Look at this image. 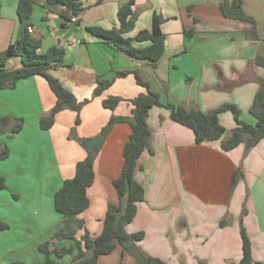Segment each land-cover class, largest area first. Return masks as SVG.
I'll list each match as a JSON object with an SVG mask.
<instances>
[{
	"label": "crops",
	"instance_id": "obj_1",
	"mask_svg": "<svg viewBox=\"0 0 264 264\" xmlns=\"http://www.w3.org/2000/svg\"><path fill=\"white\" fill-rule=\"evenodd\" d=\"M19 1L0 0V52L27 35L40 42L41 53L53 47L64 49L63 62L54 65L51 74L79 101L91 99L77 127L84 141L102 136L112 117H130V101L146 92L134 73L116 77L125 71H137L160 94L163 105L183 104L208 113L232 104L244 122L256 124L250 112L260 88L257 80L264 79V68L255 62L258 56L264 57V0H244L243 5L256 22L258 41L250 37L253 24L224 16L221 5L232 0H135L133 11L138 19L124 37L137 48L150 46V41L134 39L144 30L151 31L154 17L159 16L165 53L157 63L134 58L88 31L90 27L120 28L118 12L129 0H91L88 10L77 18L80 22L67 25L61 16L63 7L46 0H32L33 13L22 22ZM186 31L195 33L187 38ZM21 67V59L14 58L7 69ZM98 79L113 84L93 98ZM113 97L123 101L115 110L105 108L103 102ZM56 103L57 96L41 76L0 91V116L24 122L17 134H0V143L10 150V157L0 160V176L8 187L0 191V264L44 261L40 246L63 226L54 196L88 155L87 148L69 139L76 112L62 111L50 130L40 128V118ZM220 122L228 132L237 127L231 112L221 113ZM148 124L154 154H142L143 169L136 173L145 200L126 228L129 234H144L136 245L165 264H238L243 257L240 219L245 206L243 224L252 242L253 259L264 264V139L245 156L244 145L225 152L220 141L198 144L194 132L174 122L164 107L150 110ZM131 134L130 124L120 122L102 136L95 182L88 190L90 206L80 216L93 237L103 231L109 204L119 203L114 181L122 173ZM237 172L243 173V179L234 188ZM226 214L231 219L222 227ZM83 234L84 230L79 231L78 238ZM71 260L68 255L61 262ZM120 263L142 264L121 246L102 256L98 264Z\"/></svg>",
	"mask_w": 264,
	"mask_h": 264
},
{
	"label": "trees",
	"instance_id": "obj_2",
	"mask_svg": "<svg viewBox=\"0 0 264 264\" xmlns=\"http://www.w3.org/2000/svg\"><path fill=\"white\" fill-rule=\"evenodd\" d=\"M46 1L50 5L63 7L61 16L64 24L67 25L73 22L72 18L76 17L79 19L84 15L90 7L88 3L91 0ZM100 3L101 1L96 2L97 5ZM134 5L135 0H129L119 9L120 28L105 30L100 27H90L88 31L102 39L113 42L118 49L134 58L149 59L157 63L165 53V36L161 31L163 20L159 16H155L151 31L144 30L136 36L135 41L151 42L148 47L137 48L133 45L132 39L124 37L134 29L138 19V15L133 11ZM243 5L244 0H232L230 3H223L221 9L224 16L228 19L253 24V33L250 37H254V40L258 41L260 39L255 30L256 22L245 13ZM33 9L32 0H20L18 6L20 20L23 22L29 19ZM76 22L79 23L80 21L77 20ZM194 33V31H186L185 36L191 38ZM40 49V42L27 35L16 44L10 45L6 51L0 52V91L13 89L19 81L29 77H44L57 96V103L40 118V128L48 131L54 126L56 116L60 112L65 110L74 111L77 114V119L69 139L83 145L84 139L78 136L77 127L81 123L80 113L91 102V99L79 101L63 86L58 78L51 74L52 67L62 63L64 60L63 48L53 47L45 53H41ZM14 58L21 59L22 67L8 70L7 66ZM255 62L256 65L264 68L263 56H258ZM131 73L135 74L138 85L144 87L146 92L130 101L133 105L130 117H112L102 130V136L106 137L117 123L127 122L132 127V134L124 150L125 162L123 170L120 177L114 181L119 203L109 204L102 233L97 237L91 236L86 222L80 216L90 206L88 190L95 182V164L98 150L87 149V157L76 165L75 176L65 180L54 196L55 210L63 218V226L49 241L40 246V252L45 255V259L43 262L34 264H63L61 260L68 255L72 256L69 264H98L102 256L110 255L118 246H121L124 252L131 253L138 263L165 264L162 260L149 256L136 245V242L143 240V233L129 234L126 230L127 226L134 221L137 215L138 204L145 200V189L136 180V173L143 169L140 164L142 154L145 151L154 154L152 146L153 131L148 124V117L152 108H166L170 111L171 119L174 122L194 132L198 144L220 141L221 147L225 152L244 145L246 156L264 139V79L257 80L260 88L250 112L255 118L256 124L251 125L242 120L240 110L232 104L223 105L208 113H204L198 107L188 108L183 104L168 103L163 105L160 94L154 92L149 83L137 71L120 72L117 73L116 77L123 78ZM112 84L113 81L98 79L93 98L102 95ZM122 101V98L113 97L105 100L103 105L107 109L115 110ZM223 112H231L235 118L237 127L231 132H228L220 122V114ZM23 123L21 119L16 120L0 116V134H17L22 130ZM9 157L10 150L8 146L0 143V160L4 161ZM241 179H243L242 172L234 174V188ZM7 189V180L0 176V191ZM14 197L16 196L14 195ZM246 215L247 210L244 206L240 219L243 257L238 264H256L253 259L252 242L243 224V218ZM230 219L231 216L226 214L221 221V226L225 227L228 225ZM1 228H4L2 224ZM82 230H84V234L81 238H78V233ZM61 242H66L69 245L59 247L57 244ZM11 264L25 263L15 261Z\"/></svg>",
	"mask_w": 264,
	"mask_h": 264
},
{
	"label": "water",
	"instance_id": "obj_3",
	"mask_svg": "<svg viewBox=\"0 0 264 264\" xmlns=\"http://www.w3.org/2000/svg\"><path fill=\"white\" fill-rule=\"evenodd\" d=\"M103 144H104V138L102 136H98V137H96L94 139H90V140H85L83 142L84 147L87 148L88 150L100 151Z\"/></svg>",
	"mask_w": 264,
	"mask_h": 264
},
{
	"label": "built area",
	"instance_id": "obj_4",
	"mask_svg": "<svg viewBox=\"0 0 264 264\" xmlns=\"http://www.w3.org/2000/svg\"><path fill=\"white\" fill-rule=\"evenodd\" d=\"M72 21L73 22L77 21V18L76 17L72 18ZM27 30H28L29 33H32L33 32V28L30 27V26L27 28Z\"/></svg>",
	"mask_w": 264,
	"mask_h": 264
}]
</instances>
